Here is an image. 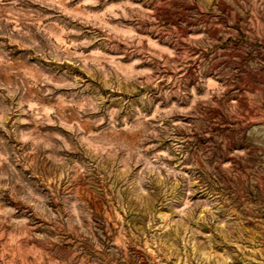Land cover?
I'll use <instances>...</instances> for the list:
<instances>
[{
  "label": "clouds",
  "instance_id": "clouds-1",
  "mask_svg": "<svg viewBox=\"0 0 264 264\" xmlns=\"http://www.w3.org/2000/svg\"><path fill=\"white\" fill-rule=\"evenodd\" d=\"M261 216L264 0H0V264H264Z\"/></svg>",
  "mask_w": 264,
  "mask_h": 264
},
{
  "label": "rangeland",
  "instance_id": "rangeland-1",
  "mask_svg": "<svg viewBox=\"0 0 264 264\" xmlns=\"http://www.w3.org/2000/svg\"><path fill=\"white\" fill-rule=\"evenodd\" d=\"M184 19L183 16H180L177 20H171V23L173 24H179L180 20ZM222 40V47H227V43H230V41H223V37H221ZM67 71H72V68L70 66H65ZM35 91V90H33ZM38 94V93H37ZM43 171V168L41 169ZM75 191L77 194H80L83 196L84 199H86L90 205L93 207L94 211L100 215L104 220L108 222L110 227L113 229H119L121 227V224L119 223H112V217L113 213H110L107 209L110 207L107 203V196H102L99 194L95 188L91 186L90 183H79L76 185ZM10 199V198H9ZM11 203H15L14 201H10ZM116 219L119 221L121 218V211L119 209L115 210ZM259 220H264V216H261ZM128 224H134L135 227H140V224L136 222V214H132V219L127 222ZM125 228H127V224L124 225ZM264 227L259 225L258 220L249 219L247 224L245 225V228L247 229V232L245 233V239H247L249 233H253L256 231H260V228ZM135 233H133L134 235ZM218 239L222 243H217L214 247L217 251H222L223 248H228L230 252H236L237 255L233 258L234 264H255V260H259L260 257L256 256L254 259L252 257L251 252H241L239 249H235L231 243H223L225 240L224 237H218ZM137 251H139V246H137ZM144 258V264H150V259L152 252L146 251L141 254Z\"/></svg>",
  "mask_w": 264,
  "mask_h": 264
}]
</instances>
